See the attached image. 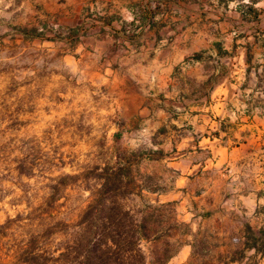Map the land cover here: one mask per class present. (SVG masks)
Segmentation results:
<instances>
[{
    "label": "crops",
    "instance_id": "obj_1",
    "mask_svg": "<svg viewBox=\"0 0 264 264\" xmlns=\"http://www.w3.org/2000/svg\"><path fill=\"white\" fill-rule=\"evenodd\" d=\"M54 1L127 143L169 150L152 161L168 186L146 192L189 225L168 264H189L203 234L228 264H245L230 239L244 250L247 229H264V0Z\"/></svg>",
    "mask_w": 264,
    "mask_h": 264
},
{
    "label": "rangeland",
    "instance_id": "obj_2",
    "mask_svg": "<svg viewBox=\"0 0 264 264\" xmlns=\"http://www.w3.org/2000/svg\"><path fill=\"white\" fill-rule=\"evenodd\" d=\"M54 4L0 0V264H26L28 248L50 252L67 246L74 230L68 225L81 220L100 169L115 166L118 158L151 153L132 166L137 179L132 190L165 189L169 183L166 166L152 162L167 158L169 150L154 149L150 137L138 147L127 143L119 117L109 114L111 102L79 71L70 39L65 41L69 32L51 10ZM22 31L52 40L25 37ZM143 196L155 203L154 196ZM143 203L135 196L127 200L134 211ZM173 208L172 216L181 222L175 203ZM50 224L54 234L44 233ZM35 231L42 236L28 247ZM182 231L183 241L190 231ZM197 239L206 244L196 248L189 264L225 263L214 249L219 239L208 234ZM230 243L234 253L242 250L239 241Z\"/></svg>",
    "mask_w": 264,
    "mask_h": 264
},
{
    "label": "trees",
    "instance_id": "obj_3",
    "mask_svg": "<svg viewBox=\"0 0 264 264\" xmlns=\"http://www.w3.org/2000/svg\"><path fill=\"white\" fill-rule=\"evenodd\" d=\"M36 32V30H35ZM29 38L52 40L44 38L42 33L30 34L22 31ZM150 152H133L129 158H118L115 166H107L102 171L98 187L91 193V202L84 210L81 220L68 227V245H60L57 251L28 248L31 258L25 259L26 264H168L178 255L183 241L182 230L190 231L189 225L179 222L174 214V203L161 204L144 200V192H153L150 187L141 186L139 191L130 189L136 185L132 166L137 164V158ZM124 157V156H123ZM144 178V177H143ZM151 179L150 177L144 178ZM98 188V189H97ZM129 196H135L144 201L143 208L137 211L127 205ZM67 225L66 223H61ZM53 225H48L45 232L54 234ZM247 241L244 250L235 253L243 260L245 251H255L248 258L247 264H263L257 260L259 254L264 258V229L254 234L247 229ZM187 234V233H186ZM42 231L32 234L31 244H37ZM206 244L196 239L193 248ZM31 249V250H29ZM194 250V251H195ZM55 257V252H59ZM194 253V252H193ZM24 256V255H21ZM237 257L230 259L234 262ZM50 260V261H49ZM55 261V262H54ZM224 264H228L225 261Z\"/></svg>",
    "mask_w": 264,
    "mask_h": 264
}]
</instances>
